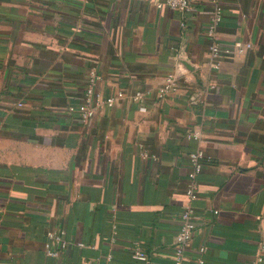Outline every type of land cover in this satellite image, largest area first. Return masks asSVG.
I'll return each instance as SVG.
<instances>
[{"label": "crops", "instance_id": "crops-1", "mask_svg": "<svg viewBox=\"0 0 264 264\" xmlns=\"http://www.w3.org/2000/svg\"><path fill=\"white\" fill-rule=\"evenodd\" d=\"M163 2L0 0V264H173L196 150L185 263L264 264V0Z\"/></svg>", "mask_w": 264, "mask_h": 264}, {"label": "built area", "instance_id": "built-area-1", "mask_svg": "<svg viewBox=\"0 0 264 264\" xmlns=\"http://www.w3.org/2000/svg\"><path fill=\"white\" fill-rule=\"evenodd\" d=\"M167 5L172 9L179 10L183 13L190 12L194 7V0H164L162 3ZM162 4H159L160 6ZM222 13L220 8H216L213 12L210 23L206 29V33L210 38L209 44V53L213 58L211 66L214 68H218V57L220 56L223 50L219 47V45L215 42L214 35L216 25L221 19ZM236 45L238 47L241 46L240 42H237ZM99 78V75L96 73L95 70H91L89 74L90 82L93 83ZM177 82V76L175 72L168 73L163 79V89L164 91L168 92L172 90ZM122 95V92L119 91L116 96L110 97L108 99L109 104H112L116 98ZM90 110L88 107H83L81 109V116L83 119H86L89 115ZM188 138L197 139L200 136V132L198 130H191L186 133ZM203 158V152L201 150H196L189 153V160H190V170L188 172L186 185L184 188V193L186 196V202L182 206L181 210V225L176 233L175 241H174V260L173 264H186V248L188 247L190 241L192 240L193 236V229H194V208H193V201L197 198V189H198V175L202 170L203 164L201 159ZM48 236L50 238L55 239L59 243L58 249H51L46 243L47 246V254L49 255H57L59 250H65L67 247V242L64 240L62 236V231H49ZM78 245L82 246L84 243L77 242ZM206 246L203 245L199 248L201 254L195 259L196 264H204V257L203 253L206 251ZM132 255L134 258L147 261V253L141 249L138 245H136L132 251ZM262 255L258 254L256 258L257 264H261ZM90 264H102L98 260L92 261Z\"/></svg>", "mask_w": 264, "mask_h": 264}, {"label": "water", "instance_id": "water-1", "mask_svg": "<svg viewBox=\"0 0 264 264\" xmlns=\"http://www.w3.org/2000/svg\"><path fill=\"white\" fill-rule=\"evenodd\" d=\"M182 68L185 70H192L193 67L190 65L189 60L183 55V51H180L177 56V71L176 76L182 75Z\"/></svg>", "mask_w": 264, "mask_h": 264}]
</instances>
